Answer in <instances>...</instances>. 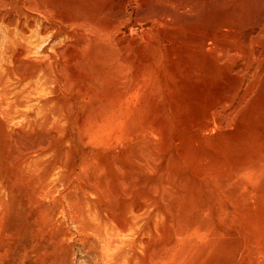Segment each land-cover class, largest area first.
<instances>
[{"label":"rangeland","instance_id":"1","mask_svg":"<svg viewBox=\"0 0 264 264\" xmlns=\"http://www.w3.org/2000/svg\"><path fill=\"white\" fill-rule=\"evenodd\" d=\"M0 264H264V0H0Z\"/></svg>","mask_w":264,"mask_h":264},{"label":"bare ground","instance_id":"2","mask_svg":"<svg viewBox=\"0 0 264 264\" xmlns=\"http://www.w3.org/2000/svg\"><path fill=\"white\" fill-rule=\"evenodd\" d=\"M256 52H258V51H256ZM256 54V53H255ZM260 54V53H259ZM258 56V55H257Z\"/></svg>","mask_w":264,"mask_h":264}]
</instances>
